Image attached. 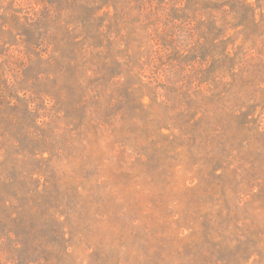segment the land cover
Listing matches in <instances>:
<instances>
[{"label":"rangeland","instance_id":"obj_1","mask_svg":"<svg viewBox=\"0 0 264 264\" xmlns=\"http://www.w3.org/2000/svg\"><path fill=\"white\" fill-rule=\"evenodd\" d=\"M0 264H264V0H0Z\"/></svg>","mask_w":264,"mask_h":264}]
</instances>
